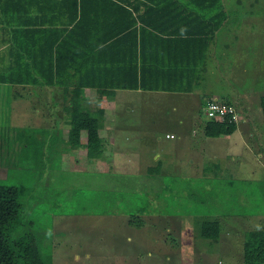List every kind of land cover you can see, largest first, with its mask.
Masks as SVG:
<instances>
[{
  "label": "rangeland",
  "instance_id": "rangeland-1",
  "mask_svg": "<svg viewBox=\"0 0 264 264\" xmlns=\"http://www.w3.org/2000/svg\"><path fill=\"white\" fill-rule=\"evenodd\" d=\"M223 1L226 13L217 32L215 57L208 60L196 94L147 91L124 95L120 100L121 119L143 128L144 137L147 134L146 139L140 140L146 146L144 150L155 148L153 151L161 152V160L151 159L162 174L158 177L141 173L135 179L126 174L116 175L115 183L133 186L131 192L140 189L148 193L152 188V212L130 215L124 211L123 198L115 200L119 211L113 213L101 211L97 197L92 204L87 198L83 200V171L97 170L102 164L87 163L83 152L77 156L73 153L68 161L65 154V162L62 161L67 146L58 136L53 138V134L61 133L52 132L48 125L51 120L60 119L57 111L52 115H48L49 110L32 113L31 105L25 101L22 114L16 110L17 102L12 109L6 107L3 117L11 122L0 126L6 135L5 140H0V178L4 183L25 188L20 222L14 234L35 233L45 264L248 262L242 248H246L248 231L264 227V114L257 109L245 117L240 113L239 127L231 135L212 137L204 132L208 117L202 95L218 94L220 99L234 100L236 91L242 97L264 94V0ZM0 96L1 101L3 94ZM38 96L43 97L36 92L35 97ZM46 102L41 99V104ZM181 118L183 121L179 122ZM167 129L177 136L167 138ZM179 130L189 133L183 135ZM134 133L121 132V145L128 144L125 135ZM158 134L162 138L157 139ZM25 135L34 139L26 150V141L22 140ZM137 135L139 131L133 138ZM188 156L194 157L193 165L186 159ZM122 159L128 161L127 156ZM14 161L11 167L9 163ZM113 168L114 165L105 164L103 170L112 172ZM186 168L217 176L211 179L206 174L205 178L192 171L182 177L190 176V180H177L175 175H183ZM173 185L182 192L174 199L176 204H166L173 195L164 194V190ZM190 187L196 193H190ZM208 191L221 197L207 196ZM217 201L221 203L219 207H215ZM216 215L222 219L219 238L203 237L201 221ZM260 260L254 264H264V259Z\"/></svg>",
  "mask_w": 264,
  "mask_h": 264
},
{
  "label": "trees",
  "instance_id": "trees-1",
  "mask_svg": "<svg viewBox=\"0 0 264 264\" xmlns=\"http://www.w3.org/2000/svg\"><path fill=\"white\" fill-rule=\"evenodd\" d=\"M31 1L6 0L1 8L7 11L9 6L15 8L16 5H22L27 9L31 7ZM41 1L38 0V5L50 10L52 16L66 14L69 20L64 27L53 29L54 37L48 46L41 49V53L48 54L49 57L43 59L45 66L39 68V80L44 85L52 84L56 79L62 81L66 78V74H75L80 80L72 86L65 85L66 90L73 91L72 98L68 102L70 112L67 118L68 136L64 138L63 133L53 134V138L58 136L68 148L78 149L81 146L82 130L86 129L88 134L86 152L90 159L103 154L104 139L99 130L103 124L105 109L89 107L83 98L84 88L95 86L100 89L101 94L113 93L117 87L179 88V90L192 88V82L197 74V63L203 59L208 40L220 28L226 13L222 0H137V2L49 0L52 2L47 4H42ZM175 5L182 13L181 18L167 19L166 22L169 27L174 26L172 29L176 34L162 35L159 30L164 27L159 26L157 17L167 10L174 9ZM134 10L138 12L137 15L134 14ZM168 62L169 64L166 65ZM128 65L133 69V74L129 75L134 78L132 82L104 81L114 76L118 67L121 71L125 66L124 73L129 74L131 69L126 70ZM175 65L178 66L177 70L170 69L175 68ZM11 70L7 76L2 73L0 80H18L14 68ZM174 71H178L181 75L173 74L174 81L160 83L162 76L167 77ZM260 104L264 114V95ZM237 125L235 121L208 118L204 132L212 137L230 134ZM2 135L5 140L6 135L4 133ZM22 140L26 141L25 150L34 141L29 135L23 136ZM14 163L15 161L9 165L12 167ZM83 173L85 175L82 177L81 186L82 195L85 197L81 195V198L83 200L87 198L89 204L99 200L102 205V208L99 207L101 211L110 213L119 211L114 203L121 198H123L124 211L130 215L153 211L155 198L154 195L151 197V191L144 193L140 189H135L131 192L134 187L117 185L115 182L118 174L111 171L89 169ZM130 178L136 177L130 176ZM3 181L0 178V264H45L44 255L40 250L41 245L35 233L29 232L18 236L14 234L20 222L19 215L23 207L22 195L25 188L17 183ZM181 192L175 185L165 189L164 194L175 196H169L166 204H176L174 199L179 197ZM189 192L196 193L193 187H190ZM209 195H212L210 191L207 192V196ZM95 197L98 199L95 200ZM217 203L214 204L215 207L221 204L220 201ZM219 216L216 215L213 219L207 217L201 221L200 232L203 237H210L213 240L219 238L221 232ZM246 243L245 259L248 260V262L245 260L246 264H254L260 262L261 258L264 259V229L249 230Z\"/></svg>",
  "mask_w": 264,
  "mask_h": 264
},
{
  "label": "crops",
  "instance_id": "crops-1",
  "mask_svg": "<svg viewBox=\"0 0 264 264\" xmlns=\"http://www.w3.org/2000/svg\"><path fill=\"white\" fill-rule=\"evenodd\" d=\"M137 2V0H133ZM184 1V0H183ZM223 1V0H222ZM6 2V0H0V75L2 73L10 74L12 71L11 69L14 68L15 74L18 78L16 81H8V80H0V94H3V98L0 101V126H7L9 121L8 119H4L3 115H6L7 109L9 110L12 107L14 108L15 102H17V109L19 110L18 114H22L21 108H23L22 102L25 101L28 104H30L32 107V113L41 114L42 110H49L48 115H52L53 111L58 112L59 120L62 123H58L59 120L55 119L54 121L51 120L48 125L51 126V131H59L60 133H63V137L66 138L68 136L69 132V124H68V115H70L69 109H68V102L72 98V92L66 90L67 84L74 85L76 82L78 83L79 78L75 76V74H66V78H64L62 81H58L57 79L52 84H43L41 80H39V68L44 67L45 63L43 62L44 58L45 60L49 57L48 54L45 55L42 52L41 49L44 48V46H48L49 42L54 37L53 30L55 27H64L66 24H68L67 20H69V17L65 15H56L52 16V12L50 10H45L44 6H39L38 0H32L31 7L25 9L22 5H16L17 7L14 8V6H9V10L5 11L2 10V4ZM42 4H47L48 2H52L49 0H42ZM177 4V1H171ZM177 2V3H176ZM182 2V1H181ZM224 2V1H223ZM131 7V6H130ZM145 7V6H144ZM133 9V7H131ZM146 9V7H145ZM138 12L134 10V14L137 15ZM182 13L179 12L178 6L175 5L174 9L167 10L165 13H162V15H159L157 18L159 20V26L164 27V29H160L159 32L162 35H170V34H176L173 31V27L168 26V22H166L167 19L173 20L177 17L181 18ZM46 20V22L44 20ZM163 19V20H162ZM165 19V21H164ZM50 20H53V22H50ZM54 20H56L54 22ZM48 27V28H46ZM50 29V30H49ZM172 32V33H171ZM218 30L215 34L211 35V38L208 40L207 48L205 49V55L203 59L197 63V74L194 78L192 84L193 87L188 90H179L178 89H165V88H143V87H117L115 88L113 93L110 94H101L100 89H98L95 86H86L84 88V94L83 98L85 103L91 107V108H97L102 107L105 109V114L103 115V124L100 128V135L104 139V149L103 154L100 157H96L94 159H90L88 156V153L86 152V144L88 139L87 130H82V140H81V146L77 149H70L67 147V149L62 152L61 159L63 162L64 157L66 154L67 161L71 160V156L73 153L77 156V154L85 153L86 158H88L87 163H92L95 165L102 164V166H98L99 169L97 171L104 172L105 164H108L109 166H113L114 170L112 173H116L118 175H129V176H137L138 174H157L158 177H160V172L158 169H156L154 166L155 163L152 164V157L155 159L161 160V152L160 151H153L155 148H151L149 151L144 150L146 146H144L142 140L147 137V134L144 135L142 131L143 128L134 125L126 123L124 120L121 119V112H119L121 103L120 100L123 99V96H128L129 94H140L147 91L152 92H169V93H176V92H182V93H190V94H196V89L201 82V78L204 73V69L206 68V65L208 64V60L210 61L211 57H215V45H217V34ZM41 50V51H40ZM49 61V59H48ZM47 63V62H46ZM169 62L166 64L168 65ZM119 71V67L116 69V74L109 78H106L104 81L107 82H115V83H130L134 80L133 76H129L133 74V69L129 65L127 66L126 70L131 72L129 74L124 73V68ZM175 68H170L173 70H177V65L174 66ZM175 75H181L178 71H174V73L169 74V76L164 77L162 76V81L160 83H168L169 81L173 80L175 78H172V76ZM164 79V80H163ZM150 80V79H149ZM152 82H156L155 80H150ZM11 91L12 93L10 94ZM38 93L41 96L35 97V93ZM244 93V92H243ZM199 95V94H198ZM243 94L241 92H234L233 96L235 97L234 100H231L229 98H221L228 101H231L235 104H237L239 112L245 117L251 114V112L254 109H257L258 111L261 110V97L259 96H253V95H247L246 97H242ZM33 96V99L30 97ZM203 98L206 100L207 97H217L219 98L220 95L218 94H204L202 95ZM201 97V95L199 96ZM255 97V99H253ZM1 98V96H0ZM5 99L2 103V100ZM19 99V101H17ZM41 99L47 101L45 104H41ZM14 100V102H12ZM29 100V101H27ZM32 100V101H31ZM11 101V102H10ZM205 102V101H204ZM7 107V109H6ZM43 108V109H42ZM128 110H132L133 107H128ZM263 113V112H262ZM25 115V114H23ZM32 115V114H31ZM119 115V117H117ZM242 117V116H241ZM7 120V121H6ZM242 120V119H241ZM40 121V120H39ZM183 119L179 120V122H182ZM246 122V121H245ZM239 124V123H238ZM239 127V126H237ZM249 127L252 126L249 124ZM196 129V127L193 128V131ZM237 129V128H236ZM5 129H0V140L3 138L2 133H4ZM19 130H22L21 127ZM139 131V135H137L136 139L133 136L136 132ZM173 130H165V136L167 138H175L177 135L174 136H168V133H174ZM130 133L135 132L134 135H125V138L128 140V144L121 145L119 142L120 138H123V135L120 133ZM160 132V131H159ZM178 132L182 133L184 135H188V131L179 130ZM177 134V133H174ZM185 135V136H187ZM225 135V134H221ZM231 135V133L229 134ZM220 136V135H219ZM162 138L160 134H158L157 139ZM141 140V142H140ZM123 142V141H122ZM247 142V141H246ZM245 142V143H246ZM0 149H2V146L0 145ZM125 150V152H124ZM229 154V153H228ZM227 154V155H228ZM123 156H127V160H123ZM189 162H191V165L194 163V157L188 156L186 158ZM158 160V161H159ZM129 161H135V163H129ZM214 164L217 166H222L219 164V162L216 163L214 161ZM162 165V164H161ZM163 167V166H162ZM107 168V167H106ZM171 169V168H170ZM224 169V167H223ZM96 170V169H95ZM192 171H195L196 173H199V175H203L206 178L205 172L201 173L198 172V170H183V175H175L176 179L180 180L183 179L182 177L186 173H190ZM107 172V171H106ZM216 173L218 171H215ZM164 174V173H163ZM219 174V173H218ZM198 175V176H199ZM208 178L214 179V177L217 176V174H207ZM179 178H178V177ZM166 177V176H161ZM190 177V176H189ZM185 177V178H189ZM167 178V177H166ZM193 178H196L194 176ZM167 180H169L167 178ZM170 180H173L170 179ZM209 180V179H208ZM209 182H211L209 180ZM212 183V182H211ZM212 186V185H211ZM211 186H209V189H211ZM151 190V197L154 195L153 189ZM161 190V189H160ZM155 191V190H154ZM218 196L217 194H214L213 197ZM167 202V201H166ZM218 202V201H217ZM222 224V219H221ZM222 226V225H221ZM254 229H264L262 228H254ZM253 230V229H250ZM244 240V239H243ZM244 255L247 251V249L243 246Z\"/></svg>",
  "mask_w": 264,
  "mask_h": 264
},
{
  "label": "built area",
  "instance_id": "built-area-1",
  "mask_svg": "<svg viewBox=\"0 0 264 264\" xmlns=\"http://www.w3.org/2000/svg\"><path fill=\"white\" fill-rule=\"evenodd\" d=\"M205 112L208 118L220 120L239 121L240 112L237 104L217 97H207L204 103ZM168 136H174V133H168Z\"/></svg>",
  "mask_w": 264,
  "mask_h": 264
}]
</instances>
